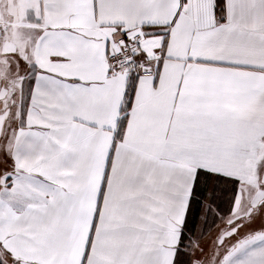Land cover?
<instances>
[{
  "label": "snow or ice",
  "instance_id": "snow-or-ice-1",
  "mask_svg": "<svg viewBox=\"0 0 264 264\" xmlns=\"http://www.w3.org/2000/svg\"><path fill=\"white\" fill-rule=\"evenodd\" d=\"M0 264H264V0H0Z\"/></svg>",
  "mask_w": 264,
  "mask_h": 264
}]
</instances>
